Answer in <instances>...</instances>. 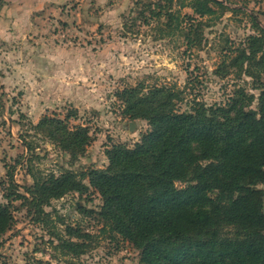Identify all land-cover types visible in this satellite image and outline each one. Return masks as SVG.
I'll use <instances>...</instances> for the list:
<instances>
[{"label": "rangeland", "instance_id": "374dc122", "mask_svg": "<svg viewBox=\"0 0 264 264\" xmlns=\"http://www.w3.org/2000/svg\"><path fill=\"white\" fill-rule=\"evenodd\" d=\"M140 1L0 0V204L7 203L9 171L24 193L33 185L30 168L56 175L63 169L104 170L112 145L133 148L149 125L124 116L116 94L126 87L145 83L184 91L183 111L194 100L225 104L243 88L255 97L257 109L264 73L260 78L254 71L253 78L239 75V67L229 63L247 47L248 37L260 36L255 20L264 29V0L224 2L240 12H225L211 22L202 30L200 45L190 48L179 33L161 38L155 22L148 27L133 21ZM183 27L187 33V23ZM74 111L77 118L69 120V127L87 128L91 139L78 161L72 163L59 146L30 131L28 141L37 145L38 159L25 162L29 154L22 142L30 124L44 117L65 120ZM101 205L93 189L84 196L71 193L52 201L45 208L50 218L38 224L16 204L14 227L0 239V264H139V251L95 215ZM59 218L90 236L81 258L61 249L58 239L68 237Z\"/></svg>", "mask_w": 264, "mask_h": 264}, {"label": "trees", "instance_id": "16d2710c", "mask_svg": "<svg viewBox=\"0 0 264 264\" xmlns=\"http://www.w3.org/2000/svg\"><path fill=\"white\" fill-rule=\"evenodd\" d=\"M224 2L230 0H141L133 21L148 27L155 22L161 38L179 33L190 48L200 45L202 30L211 22L225 12H240ZM254 23L260 36L248 37L247 47L238 49L229 64L239 67V75L253 78L254 71L260 78L264 29ZM116 98L130 122L148 123L140 141L133 148L112 145L104 170L63 169L56 175L30 168L33 185L24 193L13 172H7L0 239L14 227L16 204L40 224L50 218L45 208L52 201L93 189L102 200L95 215L139 251V264H264V89L256 110L255 97L243 88L225 104L194 100L185 111L180 109L184 91L166 85L140 83L119 91ZM74 117L76 111L65 120L44 117L38 125L31 123L22 142L29 156L18 164L38 159L37 145L28 141L30 131L59 146L72 163L78 161L91 139L87 128L69 127ZM65 232L68 239H58L61 249L76 259L84 256L90 236L67 224Z\"/></svg>", "mask_w": 264, "mask_h": 264}, {"label": "water", "instance_id": "95a60500", "mask_svg": "<svg viewBox=\"0 0 264 264\" xmlns=\"http://www.w3.org/2000/svg\"><path fill=\"white\" fill-rule=\"evenodd\" d=\"M134 126H135L134 123H131V124H130L131 131L134 130Z\"/></svg>", "mask_w": 264, "mask_h": 264}]
</instances>
